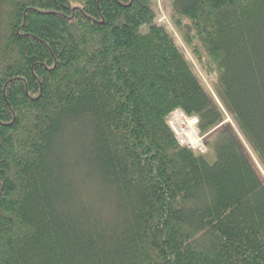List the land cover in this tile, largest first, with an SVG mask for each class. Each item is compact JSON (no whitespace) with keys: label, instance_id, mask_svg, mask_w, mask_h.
I'll use <instances>...</instances> for the list:
<instances>
[{"label":"trees","instance_id":"obj_1","mask_svg":"<svg viewBox=\"0 0 264 264\" xmlns=\"http://www.w3.org/2000/svg\"><path fill=\"white\" fill-rule=\"evenodd\" d=\"M169 2L0 0V264H264V0Z\"/></svg>","mask_w":264,"mask_h":264},{"label":"rangeland","instance_id":"obj_2","mask_svg":"<svg viewBox=\"0 0 264 264\" xmlns=\"http://www.w3.org/2000/svg\"><path fill=\"white\" fill-rule=\"evenodd\" d=\"M156 2L159 4V8H160V11H162V13H163V15H164V18L166 17L167 18V15L169 16V14H170V2H169V0H156ZM165 18V19H166ZM168 26H169V28L172 30V28H171V26H170V24H168ZM185 54L187 55V57H188V59L192 62V64L194 65V67H195V70L196 71H198L199 72V69H198V67H197V65L196 64H194L193 63V60H192V58L190 57V55L188 54V52L186 51V49H185ZM199 75L201 76V74L199 73ZM202 77V76H201ZM204 83L207 85V82L204 80ZM208 86V85H207ZM187 119L188 121H189V123H191L192 125H191V127H189V131L188 132H190V134L192 135V136H194L195 135V133H196V137L199 139L198 141H199V143H196V145L194 146L193 144H189V141L187 142V140L186 139H184L182 136L184 135H182V136H180L179 135V131H178V127H177V125H178V122H179V120L180 119ZM193 119H194V121H193ZM184 121H186V120H184ZM191 121V122H190ZM196 119L195 118H187L186 116H184V115H182V114H180L179 112H176V113H174L171 117H170V122H171V127H173V130L176 132V134L182 139V140H184L185 141V143L187 144V145H189V147L191 148V149H193V150H196V151H199L200 149H202V146L206 149V147H205V145H204V140H203V138L204 137H202V136H200L199 135V132H198V130H197V128H196ZM224 123H230V121H229V119H227ZM199 135V136H198ZM191 143V142H190ZM198 144V145H197ZM200 144V145H199ZM182 146V145H181ZM262 175H263V173H262Z\"/></svg>","mask_w":264,"mask_h":264},{"label":"bare ground","instance_id":"obj_3","mask_svg":"<svg viewBox=\"0 0 264 264\" xmlns=\"http://www.w3.org/2000/svg\"><path fill=\"white\" fill-rule=\"evenodd\" d=\"M184 120H187V119H180L179 120V122H178V125H177V127H178V131H179V135L180 136H182L183 134V138L184 139H186L187 140V142L188 141H191L192 142V144L195 146L196 145V143H199V139L195 136L196 135V133H195V135L194 136H192L191 134H190V132H188L189 130V127H191V123H189V121L187 120V121H184ZM193 121H194V119H193ZM191 122V121H190ZM197 124V123H196ZM198 129V128H197ZM199 136V135H198ZM176 140H177V142H178V144L179 145H183L184 143L180 140V139H178L177 137H176ZM198 145V144H197ZM200 145V144H199Z\"/></svg>","mask_w":264,"mask_h":264},{"label":"built area","instance_id":"obj_4","mask_svg":"<svg viewBox=\"0 0 264 264\" xmlns=\"http://www.w3.org/2000/svg\"><path fill=\"white\" fill-rule=\"evenodd\" d=\"M165 18H166V17H165ZM165 18H164L163 13L160 12V15H159L158 18H157V24H166V23H167V19H165ZM180 114H181V113H180ZM195 122H196V121H195ZM173 132L175 133L176 137H177L178 139H180V140L184 143L185 146H189V145H187V144L185 143L184 140H182V139L176 134L175 131H173ZM205 151H206V149H205L203 146H202V149L199 150L200 153H204Z\"/></svg>","mask_w":264,"mask_h":264}]
</instances>
